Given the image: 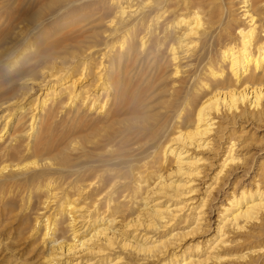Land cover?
Masks as SVG:
<instances>
[{
	"label": "bare ground",
	"instance_id": "bare-ground-1",
	"mask_svg": "<svg viewBox=\"0 0 264 264\" xmlns=\"http://www.w3.org/2000/svg\"><path fill=\"white\" fill-rule=\"evenodd\" d=\"M218 2L216 20L206 22L198 4L188 5L186 0H180L178 5L173 0H100L90 8L91 15L101 12L100 18H105L110 28L103 41L105 50L97 62L86 52L93 43L79 52L67 53L62 62L67 66L57 67L53 60L50 65V59L45 64L47 58H40L37 41L41 29L49 32L45 27L47 15L54 16L55 7H62L64 16L66 11H75L71 1L48 2L40 11L22 18V25L19 22L0 41V76L18 83V97L25 98L38 78L42 77V83L48 78L39 87L44 91L43 97L38 99L39 93L20 106L15 115L18 121L22 109L29 113L26 130L22 129L28 134L26 138L11 142L8 138L0 144V211L14 216L20 229L18 234H26L30 245L40 241L50 248L46 255L50 261L45 264H57L56 252L68 257L63 264H111L130 256L137 260L155 259V264H205L211 259L220 261L228 257L233 261L245 259V264L255 256L264 257V228L260 226L264 223V185L259 182L229 196L227 206L218 214V239L207 247L203 258L186 250L179 254L168 251L185 229L200 227L204 197L190 206L185 196L195 189L192 183L196 177L202 175L200 163L204 158L197 152L213 146V128L218 122L215 118L255 121L264 109V0H238L242 4L239 17H243V23L230 17L228 1ZM176 5L177 9L170 10ZM70 19L80 22L75 15ZM165 50L169 61H175L169 75H179L178 85L171 87L168 103L160 115L163 121L149 134L154 144H146L142 149L139 145L133 147L135 153L127 161L137 162L160 154L163 162L176 165L165 168L164 176L158 169L149 171L141 180L134 173L135 184L129 186L130 183L120 182L123 155L114 154L112 146L123 138L118 137L123 132L137 133L138 128H147L139 122L146 118L138 114L135 105L131 107L123 100L127 90L123 89L121 78L124 73L134 77L143 65L153 67L155 76L159 73L163 77L165 68L161 60ZM76 55L82 59L74 63ZM32 57L38 61L30 63ZM100 66L97 75L94 71ZM30 82L32 85H28ZM19 100L22 99L8 107L18 105ZM7 101L0 102V107ZM67 109L73 111V125L77 123L73 137L68 136L69 141L64 139L58 145L51 144L48 120L59 110ZM8 110L6 107L1 116ZM10 114H4L7 119L0 133L13 120ZM122 114L129 116L120 127ZM44 128L47 136L43 139L39 135ZM18 129L12 127V135ZM232 140L222 153L216 176L226 175L239 163ZM211 186L205 187L206 192ZM123 196L127 202L118 204L116 199ZM150 197L153 198L149 200ZM180 221L187 225L182 226ZM250 226H259L258 235L263 234L262 238L250 242L252 246L232 249L228 235L245 232ZM141 231L144 232L140 234ZM260 241L256 247L255 243ZM115 250H119L118 254L110 259ZM52 259L56 262L52 263Z\"/></svg>",
	"mask_w": 264,
	"mask_h": 264
},
{
	"label": "rangeland",
	"instance_id": "rangeland-1",
	"mask_svg": "<svg viewBox=\"0 0 264 264\" xmlns=\"http://www.w3.org/2000/svg\"><path fill=\"white\" fill-rule=\"evenodd\" d=\"M50 1L52 0H28L27 3L26 0H0V41L1 40L3 41L6 37H8L11 34V32L14 30V27L19 26L17 25L19 24V22L21 23L20 26L22 25L21 22L22 18H27L30 15L40 11L44 7V5H46ZM62 1L64 2L71 1L70 4L74 5V7H76L77 10L75 9V11L73 12L66 11V14L64 16V14H62L61 11V9L63 8L61 7L59 9V7H55L54 9L56 10L53 9L54 10L53 13H55L54 16L47 15L45 27L49 29V32H44L45 30L43 31V29H41V37L37 41V43H39L38 49H40V54H41L40 58L42 57H45V59L47 58L45 64L50 59L51 60V62H49L50 65L52 64V60H53V64H55V66L57 67H61L64 65L67 66L68 63H62L64 62L65 60L64 58L66 57L67 53L79 52L80 50H83L84 47L89 46L93 43L89 49H86L87 50L86 52L87 54H89L88 56H91V59L97 62L98 60H100L101 53L105 50L104 49L105 45L103 41L106 38V36L108 38L109 28H110V25L109 23L106 22V19L100 18V15H102L101 12H96L93 15H91L90 8L92 6H93L92 8H94L98 4V1L100 3V0H91V2L90 0H62ZM81 1H83L84 3ZM92 1L94 2V4L92 3ZM186 1L189 2L188 5H190V3L198 4V7L203 12L202 15L205 16L204 20L206 22L210 20L211 21L216 20V15L219 13V11L217 10L219 6V2H218L219 0H186ZM225 1L226 2L228 1V6L230 8V17L236 20L237 22L243 23L244 21L242 19L243 17H239L241 15L242 8H240V6L242 4H239L238 0H225ZM173 2H177L178 5L180 3V0L179 1L173 0ZM84 4L87 5L86 8L83 7ZM177 5L171 7L170 10L177 9L179 7ZM206 10L208 11L207 13ZM74 15L76 17H79L80 22L76 23V21H72L70 19ZM215 26L216 24L213 25V27ZM102 36L104 38H102ZM94 41H100V43L96 44L94 43ZM1 49L2 46L0 44V50ZM162 55L163 57L161 62L163 63V66L165 68L163 70V72H165L163 77H159V73L155 76L156 72L153 67L150 68L149 65L148 66L143 65L141 67V69L142 68L143 69L142 70L140 69L141 72L135 74L134 77L130 76L131 73L126 77V74L124 73L123 76H125V78H123V76L121 78L123 79L122 81L123 89L127 90L126 96L123 98V100L126 101V103H128L131 107L135 105L134 108L137 109L136 111H138V114L146 118V120L144 121L139 120V122L147 128V130L146 129L144 130L137 127L139 130L138 132L136 131L137 133L133 132L134 130H132L133 135L130 134L132 133L130 131H126L127 133L123 132V134H121L120 136L117 135L118 137L122 136L123 138L121 139L123 140L118 138V141L116 140L115 144L112 146L114 154L123 155L121 158L122 159L121 166H123L122 168L124 170L122 169V171H124L123 174L125 176L122 174L123 180L121 179L120 182L130 183L129 186H134L135 184L136 180L133 179L132 177L134 173L139 174V175H135V177L139 178L140 180L149 171L156 169L161 170V173L164 172L163 173L164 176L166 174L165 168H169V167L174 168L176 165L173 162H168L165 160L163 162V159L160 154L158 155L155 154V157L150 159L148 158L150 156H148L137 162H135L136 160L134 161V159H132L131 160L132 162L130 161V163L127 161L131 156V154L135 153V151L134 152L132 151L133 147L139 145L142 146L140 147L142 149L143 147H145L146 144H147L146 146H148V144L150 145L151 142H152L151 144H154V140L151 139V137H149L150 136L149 134L153 133L157 129L158 124H160L163 121V118L160 115L161 113L164 112V108L168 103L167 99L169 97V94H171L170 93L172 89L171 87L172 86L177 87L178 85L177 80L179 75L176 76L169 75L171 74V71L174 66V64L172 63H174L175 61L172 62L169 61V54L168 51L166 50L163 52ZM36 57H32V59L29 62L34 63L38 61V58ZM80 58L81 57L79 55H76V57L73 59L74 63L79 62ZM72 61L70 62L71 64H73ZM101 66L95 69L94 71L95 74L97 75L100 74L99 71ZM43 72L44 73L46 72L45 74H47L48 72L47 68H44ZM5 78L7 77L0 76V102L8 100L0 107V128L7 119V117H3L4 114L11 113L9 118L12 117L13 120L10 119L8 126H6L4 130L2 129V132L0 133V144L2 140L7 141L8 138L11 139L9 142L13 141L14 139H19V141H21V139L26 138L28 134L23 133L22 129L24 128V130H26V125L29 122L28 119L29 113L25 114L26 111H23L22 109L21 116L17 118V120L19 119L18 121H15L16 119L15 115H17V113L19 112L20 106L24 105L30 100H34V98H36V96L39 93L41 94V96H38V99H41L43 97L42 94L44 93V91L40 88L41 86L43 87V85L46 84V82L48 81V78H46L45 81H43L42 83L40 81L42 77L38 78L35 81L37 82L36 83L37 85L35 84V86L31 89V92L27 94L24 98L17 96L21 92L19 90L18 83L16 81L8 80V78L7 79ZM28 85H32V83L30 82V84ZM76 85L78 86L80 85V83H77ZM13 94L15 97L13 96ZM16 99H22V100L21 101L19 100L18 105L15 104L8 107V105H10L11 102H16L15 101ZM6 107L9 110L6 111L1 116V114L3 113ZM66 107L69 108L68 106ZM37 110L38 109L36 108V111ZM63 110H59L58 114L56 113L55 117L48 120V125L49 127L52 128V130L50 131V134H52V136L51 137L48 136L49 138L48 141L51 144L53 142V144L58 145L62 143L64 139L66 140L64 142H67L70 140L69 137H73V133H74L73 129L74 126H76L77 124L74 123L73 125V120H72L73 115L71 114V112L73 113V111L68 112L69 110L67 109L66 112H63ZM127 116L129 115L122 114L119 117V119H121V122L119 123L118 126L123 127L124 123H126ZM215 121L218 122L214 124V128H213V134H212V136L214 137L213 146L211 148L203 149L202 151L199 150V152H197L199 153L198 155L199 157L204 158V160H202L200 163V167L202 168V172H201L202 175L196 177V179L192 183L196 186L194 189L195 191L193 190L191 192H187L185 196V198H189L187 199V203L188 204L190 203V206L197 205L198 203H200L201 198L204 197L203 198L204 201L201 202L203 204L205 202V204L201 207V209L199 208L200 211H202V215H203L202 216L203 218H201L202 224L201 223L199 224L200 227L198 229L195 228L185 229L184 230L185 233L181 234V237L179 236L177 239L174 240L176 243L172 242V244L175 245H170L168 247L169 248L168 251L170 252L174 251L177 254H179L182 250L184 251L186 250L185 252L187 253L194 252L195 254L201 255L200 258H203L204 251L208 249L207 247L213 246L218 239L219 231L216 227L217 222L219 220L218 214L220 213V210H222L223 207L227 206L226 201L229 199V196L232 193L239 192L240 190H242V188L243 190L245 189L249 190L257 182L264 185V182L263 183L261 182L264 181V109L262 111L260 119L255 121H252L251 118H248L246 120L236 119L234 122L225 121L224 119L221 121V119L215 118ZM12 127L19 128L18 129L19 132L12 135ZM44 129L45 131L44 130L41 131L40 129V135H39V137L43 135L42 137L43 139L46 138L47 136V133H45L47 132L46 128ZM144 131L146 133L145 135H144ZM138 133L139 135H137ZM29 134H31V132ZM129 135H131L132 137ZM140 135L141 137H139ZM146 136L148 138H146ZM231 137L233 138L232 141L235 143V145L233 146V148L235 149L234 154L238 155L239 163L236 165L234 169L231 168L226 175L222 176L221 174H219L218 176H216L217 174L216 172L219 169V165L222 159L221 157L222 153L224 152L226 146H228L229 140L232 139ZM27 140L28 139H25L24 141ZM120 140L121 142H119ZM31 141H33V138H31ZM191 151L192 150H190V152ZM153 153L152 155L154 156ZM134 158L136 159V157ZM150 160H152L153 162L149 164ZM131 163L133 164L132 167L130 166V168H128ZM183 177L186 176H179L177 178H183ZM208 185L210 186L212 185L211 186L212 188L210 189L211 191L209 190L208 192L207 190L206 192L205 187ZM127 191L125 192L127 193ZM151 198L153 197H150L149 200ZM116 202H118V204L122 202H127V197L124 198L123 196L121 198H118L116 199ZM128 205L129 204H126V208H128ZM5 213L6 211H2V212L0 211V231L2 233L0 234V240H1L0 264H45L46 262L50 261L46 259L47 258L46 255L48 254L50 248L43 246V244L40 241L36 242V244L34 245H30L28 243L29 240L24 237L26 234H18V231H20V229L18 227V222L16 221L14 216L11 217L10 216L11 214L6 215ZM118 220L120 223L121 221L120 218ZM66 223L67 222L64 223L65 225L63 224L65 228H66ZM173 223L174 222L172 221L171 224ZM181 225L186 226L187 222ZM260 226L264 228V223L261 224ZM258 228L259 226L258 227L250 226L247 228L245 232L230 233V235H228V238L232 239V242L230 243L232 249H237L242 247L246 248L248 246H252L250 245L251 244L250 242L252 241L254 242L261 239L263 234L258 235ZM143 232L144 231H141L140 234H142ZM125 233L127 235L129 234V231L127 230ZM135 233L138 234V231ZM68 234L69 231L66 228L65 235L67 236ZM127 238L129 239L130 237L127 236ZM238 238H239V242H237ZM234 240L235 241L237 240L236 241L237 243H235ZM260 243L261 241L255 243V246ZM233 244L235 246H233ZM259 246H262V244ZM197 247H199V249H197ZM229 249L231 250V248ZM115 251L116 252L111 254L110 259H112L114 255L118 254L119 250H115ZM56 254L57 257L55 258L58 260L57 264H63L62 262L65 261L64 259L68 258L61 256L60 253L58 252H56ZM58 256L61 257L58 258ZM256 257L257 256L253 257V259L250 262H246L245 264H264V257L261 256L260 258H256ZM85 258L86 257L82 258L81 262H83ZM70 259L71 258L69 257L68 262ZM228 259L229 257L225 259H221L220 261H217L216 259L214 261V259H211L212 261L209 260L205 264H243V262L246 261L245 259L241 260L242 262L238 260L233 261ZM231 259L233 258L231 257ZM55 262L56 261H53L52 259V263ZM113 262L114 261H111V264ZM126 262H128L127 264H155L157 261L155 259L137 260L136 257L130 256L124 258L118 263H113V264H126Z\"/></svg>",
	"mask_w": 264,
	"mask_h": 264
}]
</instances>
